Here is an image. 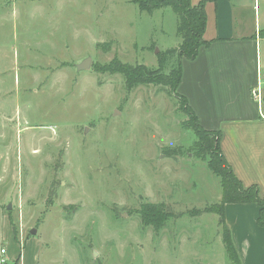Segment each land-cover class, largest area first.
<instances>
[{"label":"rangeland","instance_id":"obj_1","mask_svg":"<svg viewBox=\"0 0 264 264\" xmlns=\"http://www.w3.org/2000/svg\"><path fill=\"white\" fill-rule=\"evenodd\" d=\"M177 23L132 0H0V235L11 218L26 253L53 264H232L213 209L222 178L177 91L103 71L115 58L159 69ZM153 204L170 212L160 228L141 218Z\"/></svg>","mask_w":264,"mask_h":264},{"label":"crops","instance_id":"obj_2","mask_svg":"<svg viewBox=\"0 0 264 264\" xmlns=\"http://www.w3.org/2000/svg\"><path fill=\"white\" fill-rule=\"evenodd\" d=\"M199 1L191 0L192 4ZM261 1L264 2L258 0L259 6ZM251 5L255 8L253 24L246 12ZM205 9L204 39L211 43L202 46L194 59H183L178 93L189 101L204 129L222 132L221 151L242 185H256L263 196L264 62L259 45L264 39V28L256 16L257 0L208 1ZM258 85L259 99L252 97V90ZM225 205L224 218L242 264H264L261 205L256 202ZM2 230L0 251L5 248V252L2 255L0 252V258L6 259L2 264H53L52 260L41 261L38 248L26 253V240L30 238H25L23 230L17 236L8 217L4 218Z\"/></svg>","mask_w":264,"mask_h":264},{"label":"trees","instance_id":"obj_3","mask_svg":"<svg viewBox=\"0 0 264 264\" xmlns=\"http://www.w3.org/2000/svg\"><path fill=\"white\" fill-rule=\"evenodd\" d=\"M137 3L140 10L153 11L164 6H170L178 16L177 33L181 36V43L178 47L167 48L159 56V69L146 68L142 64H129L123 62L120 58H115L103 66V71L121 72L125 75L128 87H134L138 84L155 83L162 85H171L178 93L179 84L182 80L183 59H194L202 46H209L211 41L204 39V33L207 28L206 4L208 1L217 0H200L197 4H192L191 0H132ZM164 71V69H166ZM178 99L183 101L184 112L189 116V123L198 135L199 146L204 143L208 151L209 166L212 171L221 176L222 198L219 202L214 203L216 210L223 225L222 235L223 243L229 261L232 264H242L238 250L234 245L231 230L224 218L225 204L229 202H256L261 205L259 222L264 223V195L256 185L245 187L241 180L234 174L228 160L225 159L219 145L222 137L220 130H207L202 127L198 115L195 114L189 101L182 94L178 93ZM211 209V210H213ZM213 210V211H214ZM169 213L161 205H148V208L141 210L142 221L155 225L160 228L167 219ZM14 227V232L18 236L19 228L14 226V221L10 218Z\"/></svg>","mask_w":264,"mask_h":264},{"label":"water","instance_id":"obj_4","mask_svg":"<svg viewBox=\"0 0 264 264\" xmlns=\"http://www.w3.org/2000/svg\"><path fill=\"white\" fill-rule=\"evenodd\" d=\"M91 62H92V58L89 56L87 59H85L84 61H82L81 63H78L77 64V68L79 70H87L89 69L90 65H91ZM8 209L11 208V204H8ZM37 232V228H33L31 230V234H35Z\"/></svg>","mask_w":264,"mask_h":264},{"label":"built area","instance_id":"obj_5","mask_svg":"<svg viewBox=\"0 0 264 264\" xmlns=\"http://www.w3.org/2000/svg\"><path fill=\"white\" fill-rule=\"evenodd\" d=\"M260 91H261V87L260 85H258L252 90V97L259 99ZM0 252H1V255L4 254L5 248L4 249L2 248ZM5 261H6L5 257L0 258V264L4 263Z\"/></svg>","mask_w":264,"mask_h":264}]
</instances>
